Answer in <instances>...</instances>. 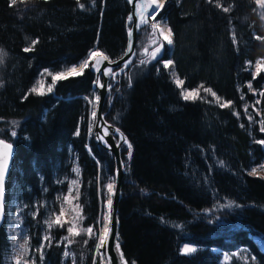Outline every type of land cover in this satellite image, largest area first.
<instances>
[{
    "label": "trees",
    "instance_id": "1",
    "mask_svg": "<svg viewBox=\"0 0 264 264\" xmlns=\"http://www.w3.org/2000/svg\"><path fill=\"white\" fill-rule=\"evenodd\" d=\"M129 11L128 0H0V137L16 144L5 213L13 200L52 196L61 173L79 179V229L57 224L58 240L44 250L48 264H101L99 225L117 167L93 137L92 61L79 75L53 76L81 65L92 49L121 56ZM156 19L173 34L165 47L171 63L143 53L152 29L145 25L106 105L107 119L133 143L119 201L124 255L129 264H264L254 238L264 234V176L251 172L264 161V100L255 91L264 72L254 73L264 57L263 7L165 0ZM185 87L200 93L185 99ZM223 200L237 206L207 213ZM6 219L0 264H17ZM184 242L195 251L185 254Z\"/></svg>",
    "mask_w": 264,
    "mask_h": 264
},
{
    "label": "water",
    "instance_id": "2",
    "mask_svg": "<svg viewBox=\"0 0 264 264\" xmlns=\"http://www.w3.org/2000/svg\"><path fill=\"white\" fill-rule=\"evenodd\" d=\"M128 2L130 4V11L127 16L126 23L128 41L124 53L118 58H111L104 52H99L96 56H94L91 64V70L95 73L93 87L96 88L98 94L93 123V137L98 145L105 147L113 154L117 163L115 180L112 183L111 191H109V199L111 200V219L109 222L110 231L104 245L107 264H125V262L129 264L122 250L119 238V201L122 197V184L125 174L130 169L133 149V143L124 130L107 119V99L114 85L119 82L123 73L130 68L137 56L139 31L153 18L151 16L153 14V8H148L147 11H143V19L146 20L147 23L141 22L142 6H146L147 2L149 3V0H128ZM139 3L140 8L138 7ZM161 8L155 16L158 15ZM130 17L132 19H129ZM130 32L131 36L129 35ZM173 43L174 37L173 34H171V43H169V45L173 46ZM167 44L168 43H165L164 40L161 42L158 47L160 49L159 52H155V59L165 60L168 58L165 56V47ZM130 46L131 50H129ZM104 57H107V59H104ZM68 74L69 71L64 73V76H67ZM111 103L112 100H110L109 105H111ZM0 141H3L4 144L11 146L10 148H5L3 144H0V162L6 161L3 180L2 183H0L1 228L6 219L7 179L13 166L16 144L11 140L2 137H0ZM129 144L131 145V157H129L128 160H125L123 157V147L126 146L129 149ZM117 245L119 246L118 248Z\"/></svg>",
    "mask_w": 264,
    "mask_h": 264
},
{
    "label": "rangeland",
    "instance_id": "3",
    "mask_svg": "<svg viewBox=\"0 0 264 264\" xmlns=\"http://www.w3.org/2000/svg\"><path fill=\"white\" fill-rule=\"evenodd\" d=\"M263 17H264V7H263ZM152 23L161 24L167 30H169L166 23H161L157 21L156 16H154V18L151 19V21L148 24V27L152 28L151 27ZM160 39L164 40L165 43H168V40L165 39L164 36L160 35L159 30L154 33L153 29H151L149 33V40L146 42V44L143 47V51H144L143 53H145L146 47L149 48L150 50V48L153 45L159 43ZM167 45L171 47L169 43ZM93 52L99 53L100 50L93 49L91 53ZM148 55L153 58V53H149ZM93 58L94 57L90 55L88 62L93 61ZM169 61L170 60H165L164 62L166 64H169L168 63ZM77 68L78 67H75V69ZM83 68L81 67V69L77 70V72L82 71ZM261 72H264V57L259 58L254 63V73L257 76H259ZM69 74H71L70 71ZM175 79L176 81L177 80L180 81L178 76H175ZM41 83H42V79L40 78L38 84L36 85L37 89L41 86ZM255 91L258 93V99L264 100V80H261L258 83V86L255 88ZM184 92L189 97H196L200 93L197 88H188V87H185ZM96 96L98 97L97 93ZM97 97H94L91 100V117L93 118V123L95 117L93 113H95ZM260 113L264 114L262 111H260ZM88 148L89 150H91L90 146H88ZM253 170H255V172H253ZM251 172L254 174L264 176V161L261 164L256 165ZM56 181L57 184H59L58 189L55 191V193L52 196L43 199L39 204L35 202L36 200L28 201L25 199H21L16 202L15 200H13L12 201L13 205L12 206L9 205L6 215L7 216L6 221L8 222V231L14 248V255L16 260L20 261V264H48L45 261L44 250L47 248V246L50 245L52 241H55V239L58 240L56 234H54V228L57 226V224H60L63 221H68L73 224L75 230L79 229L81 206L79 203L78 174L75 173L73 176L67 177L66 174L61 173L59 174V176H57ZM236 206L237 205H235L232 201L223 200L219 204L208 209L207 213L210 214L214 212L222 216L223 210H227V209L233 210V208ZM25 214L29 217L27 223L25 222L24 219ZM105 217H106V213H105ZM57 219H59L58 223H57ZM210 220L215 221V218H211ZM109 222L110 220H107L105 218L104 224L109 225ZM186 245L191 248H194V245L191 242H184L182 244V249H184ZM98 246H96V252L98 251L100 253L102 257L101 264H104V260L106 259V254L105 251H103V249H101L100 246L99 247ZM64 264H74V263L68 261L65 262Z\"/></svg>",
    "mask_w": 264,
    "mask_h": 264
},
{
    "label": "snow or ice",
    "instance_id": "4",
    "mask_svg": "<svg viewBox=\"0 0 264 264\" xmlns=\"http://www.w3.org/2000/svg\"><path fill=\"white\" fill-rule=\"evenodd\" d=\"M12 2H13V4H15V0H12ZM257 2L260 4L261 7H264V0H257ZM81 6L83 7V5H81ZM162 6H163L162 4L157 3V0H149L148 5L142 6L141 22L142 23H147V21L143 19V11H147L148 8H153V18H154L155 10L160 8V7H162ZM225 11H227V9H225ZM129 19H132V18L130 17ZM151 27H152L154 33L159 30L160 35L164 36V30L160 28L159 24L152 23ZM129 35L131 36V32L129 33ZM170 36H171V30L169 29L168 30V35L164 36V38L168 40V43H171ZM33 44H35V41L33 42ZM30 50H31L30 48H26L25 49V51H30ZM129 50H131V46H130ZM159 50H160L159 48H156L155 52H159ZM96 55H97L96 52L91 53V56H93V57L96 56ZM154 57H155V53H153V58ZM104 59H107V57H104ZM2 62H3V50H0V63H2ZM141 63H144V61H141ZM168 63L170 64L171 61H169ZM87 66H88V62L87 61H85L84 64L81 65L82 68L83 67H87ZM165 66L167 67L168 65L166 64ZM70 71H71V73L73 75H79L80 74L79 72L76 71L75 68L71 69ZM63 78H65L63 74H57L56 76H53V81H55L57 79H63ZM177 83L178 84H182V81L177 80ZM51 90H52L51 86H49L48 91H51ZM33 91H36V89H33ZM206 91H210V89H206ZM213 95H215V94L213 93ZM188 98H189V96L186 95L185 99H188ZM222 106H224V105H222ZM93 115H95V113H93ZM262 130H264V129H262ZM13 135H15V133H13ZM261 143L264 144V141H261ZM0 144H3L5 148H10L11 147L10 145L4 144L3 141H0ZM128 147H129V157H131V145L129 144ZM5 168H6V161L0 162V183H2L3 174H4ZM253 172H255V170H253ZM108 188H109V191H111L112 186L109 185ZM110 205H111V200L109 199V207H110ZM58 222H59V219H57V223ZM69 231H72V229L70 228ZM87 231H88V233H91L93 231V229L92 228H88ZM109 231H110L109 229H105L104 237H100L99 238V246L102 247L104 245L105 237H107ZM118 247L119 246L117 245V248ZM183 251H184L185 254H188V253L194 252L195 249L186 245L184 247ZM17 264H20L19 260H17ZM125 264H127V262H125Z\"/></svg>",
    "mask_w": 264,
    "mask_h": 264
},
{
    "label": "bare ground",
    "instance_id": "5",
    "mask_svg": "<svg viewBox=\"0 0 264 264\" xmlns=\"http://www.w3.org/2000/svg\"><path fill=\"white\" fill-rule=\"evenodd\" d=\"M164 1L165 0H157V3H159V4H164ZM146 5H148V2H147V4ZM138 7L140 8V3L138 4ZM161 8V7H160ZM160 8H158V9H156L155 10V14L158 12V10L160 9ZM152 17H153V14L151 15ZM159 26H160V28L161 29H163L164 30V36H167L168 35V30L163 26V25H161V24H159ZM170 39H171V36H170ZM81 69V65H79L78 66V68L76 69V71L77 70H80ZM71 72V71H70ZM94 108V107H93ZM92 118V117H91ZM91 128V127H90ZM92 133V132H91ZM91 133H90V135H91ZM105 213H106V219L107 220H110L111 219V205H110V207H109V199L107 200V202H105ZM99 227H100V230H99V238L100 237H104V233H105V229H109V225L108 224H102V222H100V225H99ZM109 234V233H108ZM108 236V235H107ZM106 238L107 237H105V240H106ZM99 245V244H98ZM104 245H105V242H104ZM104 264H107V259H105L104 260Z\"/></svg>",
    "mask_w": 264,
    "mask_h": 264
},
{
    "label": "built area",
    "instance_id": "6",
    "mask_svg": "<svg viewBox=\"0 0 264 264\" xmlns=\"http://www.w3.org/2000/svg\"><path fill=\"white\" fill-rule=\"evenodd\" d=\"M159 21H160V20H159ZM161 23H163V22H161ZM96 49H98V48H96ZM92 50H93V49H92ZM92 50L89 51V53H88L86 59L84 60V62H85V61L88 62V60H89V56L91 55ZM84 62H83L81 65H83ZM88 65H89V62H88ZM254 238L256 239L257 243H258L260 246L264 247V234H254Z\"/></svg>",
    "mask_w": 264,
    "mask_h": 264
},
{
    "label": "flooded vegetation",
    "instance_id": "7",
    "mask_svg": "<svg viewBox=\"0 0 264 264\" xmlns=\"http://www.w3.org/2000/svg\"><path fill=\"white\" fill-rule=\"evenodd\" d=\"M149 24V23H148ZM148 24H146V25H148ZM144 27V26H143ZM158 38H159V36H158ZM157 39V38H156ZM163 40L162 39H160V41H159V43H157V44H155V45H153L151 48H150V50H149V48H145V53L146 54H149V53H155V49L156 48H158L159 46H160V44H161V42H162ZM114 87H115V85H114ZM113 87V88H114ZM113 88H112V90H113Z\"/></svg>",
    "mask_w": 264,
    "mask_h": 264
}]
</instances>
